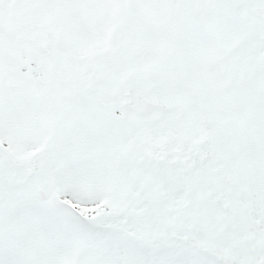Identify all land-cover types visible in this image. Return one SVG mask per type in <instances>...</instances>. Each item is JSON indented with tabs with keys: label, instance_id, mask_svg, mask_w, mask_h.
Returning <instances> with one entry per match:
<instances>
[{
	"label": "snow or ice",
	"instance_id": "snow-or-ice-1",
	"mask_svg": "<svg viewBox=\"0 0 264 264\" xmlns=\"http://www.w3.org/2000/svg\"><path fill=\"white\" fill-rule=\"evenodd\" d=\"M0 264H264V0H0Z\"/></svg>",
	"mask_w": 264,
	"mask_h": 264
}]
</instances>
